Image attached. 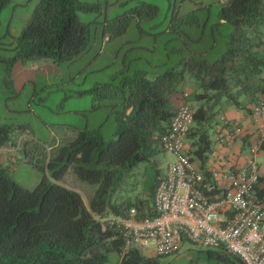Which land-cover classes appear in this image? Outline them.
<instances>
[{
  "label": "trees",
  "instance_id": "obj_1",
  "mask_svg": "<svg viewBox=\"0 0 264 264\" xmlns=\"http://www.w3.org/2000/svg\"><path fill=\"white\" fill-rule=\"evenodd\" d=\"M8 2L0 0V11ZM143 5L127 17L148 19L156 14V6ZM92 9L77 0H39L7 63L37 58L56 63L76 60L89 42V27L79 21L77 12ZM112 22H106V27ZM218 22L231 24L233 31L226 51L215 61L192 58L180 69L153 77L139 71L128 77L123 71L118 84L102 87L108 100H118L109 106L122 108L116 113L115 139L105 142L88 130L77 132L73 140L47 156L42 177L31 190L16 184L1 160L3 148L14 145L12 135L17 129L0 126V264H110L113 254L118 260L112 264H166L162 259L187 250L205 253L206 264L208 260L243 264L223 248H202L188 241L166 257H147L140 249L123 253L120 236L105 220L127 218L132 208L139 214L149 213L154 187L163 174L159 169H155L147 200L120 190L133 168L144 162L154 165L153 159L163 151L162 138L178 107L176 100L184 103L192 97L196 111L187 135L193 141L189 160L203 163L211 150L210 128L219 110L224 105L242 110L264 96V0H226ZM191 81L193 88L185 97V86ZM23 130L18 127L16 136ZM19 149L28 152L25 143ZM69 170L82 182L96 186L89 199L61 184ZM263 182L264 178L254 185L260 200ZM186 245L190 247L185 249ZM189 263L198 264L194 258Z\"/></svg>",
  "mask_w": 264,
  "mask_h": 264
},
{
  "label": "rangeland",
  "instance_id": "obj_2",
  "mask_svg": "<svg viewBox=\"0 0 264 264\" xmlns=\"http://www.w3.org/2000/svg\"><path fill=\"white\" fill-rule=\"evenodd\" d=\"M77 1L93 9L77 12L79 21L89 27V42L86 51L71 62L37 58L7 63L14 57V50L10 49L39 0H9L0 11V126L17 129L12 135V139L16 137L14 148L19 140L28 150L26 154L21 149L15 155L3 154V164L10 178L25 189L36 186L47 156L73 140L77 132L88 130L105 142L115 139L116 113L122 108L109 106L118 100H108L101 88L118 84L121 72L128 77L138 71L153 77L180 69L192 58L213 62L226 51L228 35L233 31L231 24L218 22L222 0ZM143 4L156 6V14L148 19L127 17ZM108 21L113 22L106 27ZM193 85L192 81L187 82L185 88L191 91ZM191 98L189 104L195 105ZM20 126L25 130L16 136ZM173 159L162 151L153 159L156 167L152 162L137 165L120 193L147 200L155 169L163 173ZM60 182L81 193L84 199H89L96 188L79 180L71 170ZM141 252L154 257L151 247ZM110 257L113 263L118 260L115 254ZM192 258L198 264H206L205 253L197 255L190 250L162 261L190 264ZM212 261L208 263L215 264Z\"/></svg>",
  "mask_w": 264,
  "mask_h": 264
},
{
  "label": "built area",
  "instance_id": "obj_3",
  "mask_svg": "<svg viewBox=\"0 0 264 264\" xmlns=\"http://www.w3.org/2000/svg\"><path fill=\"white\" fill-rule=\"evenodd\" d=\"M250 111L258 133L253 156L242 168L215 174L225 185L219 195L211 197L202 187L203 175L185 153L194 110L187 101L177 107L161 142L163 151L174 159L154 187L149 213L139 214L132 208L127 218L105 219L120 236L123 253L151 247L154 256L166 257L188 241L204 248H223L243 264H264V202L254 192L259 179L254 154L264 147V96ZM240 133L239 128H224L216 141L229 145ZM20 143L18 140L17 146Z\"/></svg>",
  "mask_w": 264,
  "mask_h": 264
},
{
  "label": "crops",
  "instance_id": "obj_4",
  "mask_svg": "<svg viewBox=\"0 0 264 264\" xmlns=\"http://www.w3.org/2000/svg\"><path fill=\"white\" fill-rule=\"evenodd\" d=\"M189 92L190 91H187L186 94ZM177 101L178 100H176L177 106L183 103V101L182 103H178ZM189 105L194 111H196V107L194 105ZM252 107L253 105L247 104L246 108L241 110L236 109L231 105H224L222 109L219 110V114L215 119V123L210 128L211 150L207 156V159L203 163L200 160L194 158V160L191 161L195 169L199 171L204 177V183L202 187H204V192L207 196L214 197L219 195L223 185H225V180L222 177L216 176L217 174L220 175L229 170L235 171L239 168H242L246 165L248 159L253 156L252 148L257 146L258 133L257 125L253 120L252 113L250 111ZM224 128H228L229 130L239 128L241 129V133L234 135L232 142L229 145L224 141L219 143L216 141V136ZM192 142V140L188 138L186 139L185 153L190 159L192 158V147H190ZM17 149L18 146L14 148V145L12 144L10 147H6L1 150L3 154L13 153L15 155L18 151H20V149ZM4 156L6 155L2 156V162L5 161ZM254 158L259 164V182L260 179L264 178V147H258L256 153L254 154ZM204 173H207L208 176H205ZM211 185H213L214 189L209 187ZM260 186L261 187H259V190L262 188L264 189V182L263 184H260ZM256 190L257 189H255L254 192L257 196ZM257 198L259 197L257 196ZM262 200L264 201V198H261V201Z\"/></svg>",
  "mask_w": 264,
  "mask_h": 264
}]
</instances>
